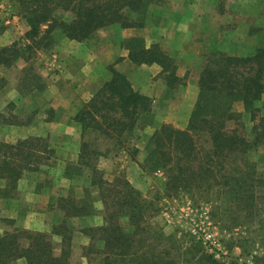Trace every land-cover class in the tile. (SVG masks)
<instances>
[{"label": "rangeland", "instance_id": "obj_1", "mask_svg": "<svg viewBox=\"0 0 264 264\" xmlns=\"http://www.w3.org/2000/svg\"><path fill=\"white\" fill-rule=\"evenodd\" d=\"M22 1L0 0V48L7 47L6 56L13 59L10 65H0V81L3 86L11 84L16 87L24 97L22 102H12L0 113V237L15 238L20 247H27L32 241L30 236L44 232L48 235L54 255H63L64 251L58 264H105V236L97 228L111 219L126 231L134 229L125 210H119L125 193L123 185L128 182L144 201L143 217L139 221L143 229L137 235L144 242L142 247L138 244L134 249H141L148 260L156 264H264V185L260 183V187L258 185L256 188L259 198L253 208H250L251 203H237L225 191L227 175L232 172L237 174L241 168L249 170L248 173L252 172L254 178L263 176L262 148L250 153L249 161L256 165L247 168L241 163L242 160L215 155L209 134L198 132L195 135L196 149L191 163L193 179L181 180L177 188L172 183L165 185L168 180L166 172L143 170L140 165L146 156L145 145L152 132L150 126H147L148 131L138 127L130 131L128 123L131 117L128 112L122 107L111 109L119 99L109 90L114 79L122 83V90L127 94V86L123 85L120 76L115 75L118 71L113 68L111 79L100 92L83 99L77 112V117H81L85 125L80 157H71V160L64 158L62 151L56 147L62 143V140L56 139L57 134L64 139L60 131L63 126L54 130L56 140L21 136L15 142L7 139L16 137L17 133L11 128L5 130L4 124L27 125L35 119L47 120L61 115L64 109L61 107L62 111H56L50 102L57 104L59 86L64 85L62 66L53 55L58 49L59 40L67 36L58 26L45 35L43 30L46 25L42 26L39 33L30 34L28 11ZM171 1L152 3L139 25L147 27L148 33L155 29L157 33L162 30L163 37L170 40L177 32V28H174L176 23L191 20L188 37L208 43L192 58V67H188L183 78L166 80L170 90L175 93L172 107L169 102L166 106H156L151 99L146 102L151 114H143L146 117L142 122L149 120L151 123L148 125H159L166 119H178L180 122L186 119L188 107L186 104L180 105L176 98L181 95L187 81L196 83L199 93L200 74L208 60L222 54L253 55L258 48L264 47V0H177L171 6L178 8L174 14L175 20H170L171 13L166 11ZM199 4L208 9L200 21H193L194 14L188 9ZM53 14L58 20H69L71 17V13L60 6L54 8ZM111 25L124 27L113 23L99 29H109ZM94 32L88 38L78 41L90 40ZM127 40L125 43L129 49L137 45L134 56L139 61L144 58L145 50L157 49L167 54L175 64L171 50L181 48L171 41L156 43L155 48L152 47L154 45L146 48L148 41L141 36ZM86 47L87 54L93 53V45L87 43ZM189 56L193 55L189 53ZM23 61L27 64L23 65ZM12 65L15 67L9 72ZM159 65L164 76L172 70V64L166 70ZM92 79L94 77L90 76V80L83 86L85 90L94 88L89 84ZM48 82L53 86L54 98L44 105H41L45 100L42 95L38 97L40 103L37 99L33 101L31 95L38 96V92H42ZM131 88L136 91L132 84ZM103 99L107 103L97 110L95 105H102ZM123 103V108H126L127 102ZM257 107L258 110L252 115L245 111L241 101L235 102L233 109L237 115L227 122V126L251 137L252 126L264 115V93L257 101ZM115 120L123 123L122 132L114 125ZM167 124L182 129L172 123ZM137 136L144 137L140 139ZM162 149L164 152L169 151L166 147ZM179 155L182 157L183 153ZM179 155L173 156L171 163L178 160ZM186 164L187 161H181V169L188 170ZM208 166L212 169L210 176L204 173ZM17 172H20L19 177L15 175ZM63 172L65 175L60 177ZM72 176L75 180H71ZM184 176L189 177V172ZM86 177L90 178L92 184L84 190L82 186L87 183ZM46 187H50L53 194L49 201L35 199L34 193L42 192ZM62 190L64 196L59 195ZM80 195L83 196L78 197ZM82 206L87 211L85 215H91L90 221L82 222L75 218L81 215H73ZM171 244L176 245L174 249H170ZM211 256L216 262L211 260ZM0 264L30 262L26 257L7 258L0 255Z\"/></svg>", "mask_w": 264, "mask_h": 264}, {"label": "trees", "instance_id": "obj_2", "mask_svg": "<svg viewBox=\"0 0 264 264\" xmlns=\"http://www.w3.org/2000/svg\"><path fill=\"white\" fill-rule=\"evenodd\" d=\"M158 1L160 0H23L22 3L28 11L27 19L31 27L30 34L39 33L42 26L46 25L43 33L48 35L58 26L68 38L84 40L97 29L109 24L119 23L124 27L141 24L140 20L142 16H145L149 6ZM58 6L71 13L69 20H58L54 16V8ZM131 41L137 42V40ZM152 47L155 48V45ZM136 49V44L130 47L131 58L136 63L151 64L156 62L161 64L164 70L172 64V70L166 74V80L176 78V64H173V60L167 54L157 49L145 50L144 58L139 61L134 56ZM6 50L7 47L0 48V65H10L13 61V59L6 56ZM115 75L122 78L123 85L127 86L125 88L127 94L122 90V83L114 79V83L110 84L109 90L113 96L117 95L119 99L111 109L116 110V108L122 107L124 111L128 112L131 117L128 127L131 131L133 127H138L137 122L140 116L150 112L148 103L146 104L150 98L133 90L124 74L116 72ZM2 87L3 83L0 81V89ZM263 93L264 47L258 48L253 55L248 56L223 54L218 57L214 56V58L208 60L201 71L199 93L188 127L178 129L167 123L162 124L159 129L149 136L146 142V156L140 164L142 169L147 171L163 170L168 177L165 185L172 183L175 188L178 187L181 180L189 181V178L193 179L194 172L191 163L196 149L195 135L201 131L209 134L212 143L211 149L215 155L242 160L241 163L246 167L248 166L247 168L250 165H256L254 162L249 161L248 156L252 151L260 148L264 152V115L252 126L251 137L241 134L235 128H229L227 122L237 115L233 109V105L237 101H241L245 111L253 115L258 110L257 101L262 98ZM124 101L127 102L126 108H123ZM101 103L102 105H95L97 110L101 109L107 102L103 99ZM102 117L106 116L102 115ZM113 122L122 132L123 123L120 120ZM117 142L121 143L120 140ZM11 147L15 146L12 145ZM163 147L168 148L169 151L164 152ZM135 152H137V148H135ZM179 153H183V156L181 157ZM176 154L179 155L178 160L171 163L173 156L176 157ZM181 161L188 162L186 164L188 170L181 169ZM210 167L204 169V173L209 176L212 174ZM243 169L237 171V174L232 172L227 175L225 191L237 203H251L250 208H253L258 203L259 198L256 194V188L260 183L264 185V174L254 178L252 172L248 173L249 170L245 171ZM187 172H189V177L184 176ZM15 175L19 177L20 172ZM100 184L102 185V183ZM107 185L112 186L113 184L108 183ZM123 186L125 187V193L124 198L121 199V206L125 205V207L122 208L119 204V210H125L124 213L129 216L134 229L126 231L111 219L110 222L106 219V224L97 228L105 236L103 249L106 254L103 258L105 264H132L133 262L156 264L155 261L148 260L141 249H134L138 244L142 247L144 242L137 236L143 229L139 221L143 217L144 201L141 199L139 192L130 187L128 182H125ZM85 214H87V211L82 206L73 215ZM56 233L61 234L57 231ZM29 238H32L29 246L20 247L17 239L0 237V255L7 258L10 256L15 258L26 257L30 264L60 263L59 259L63 257L64 251H62V256L53 254L47 233L38 232ZM65 238L64 234L63 241H65ZM171 245L172 248L170 247V249H174L176 246L175 244ZM166 253H170V251H166ZM211 260L216 262L212 256Z\"/></svg>", "mask_w": 264, "mask_h": 264}, {"label": "crops", "instance_id": "obj_3", "mask_svg": "<svg viewBox=\"0 0 264 264\" xmlns=\"http://www.w3.org/2000/svg\"><path fill=\"white\" fill-rule=\"evenodd\" d=\"M175 1L177 0H172L170 6L166 10L171 13L170 17H172V19L170 20H175L174 14L178 11L176 6L171 8L172 3H175ZM180 1L184 2V0ZM207 9L208 8L205 6L199 4L190 10L188 9V11L193 12V21H200L203 17L202 14L204 11H207ZM190 21L191 20L188 22L178 21L179 23H176L174 26V28H177V32L173 35V39L170 40H167L165 36L166 40L164 39L162 30L157 33L155 29L154 32L148 33L147 27L144 25L130 27L111 25L109 26V29L106 28L107 30L102 28L94 32V36L87 41H78L68 37L62 38V40H59L60 42L57 45L58 49L53 56H55L56 60H58L62 66L63 76L65 77L63 80L64 85L59 86L57 93L59 99L57 104L51 102L50 104L56 109V111H62L60 108L63 107V112L61 115H55L51 119H35L27 125L4 124L5 130L11 128L17 133L16 137L12 136L7 139L10 142H15L18 137L21 136L49 137L51 140H62V143L57 144L56 147L59 151H62L64 158L67 157V159L71 160V157H80L83 151L81 142L85 125L83 119L77 117V112L83 99L98 93L103 88V85L111 79L112 72H114H111V68L126 75L136 91L150 98L154 104L156 103V106H166L169 102V106L172 107L171 102H173L175 93L170 90L171 88L166 81V75L164 76V73L162 72V67L156 62L152 64L134 63L129 55L130 49L126 46L125 42L128 41L127 39L141 36L145 37L146 41H148L146 48L159 42L167 43L171 41L172 43L177 44L181 48L170 49L172 51L170 54L176 60V78H183L188 67H192L194 61L192 58L201 51L200 48L208 43V41L192 40L188 37V29L191 27ZM87 43L93 45V48L91 49V52L93 53L90 52L91 54H87ZM189 53L193 56H189ZM86 55H88V57H86ZM23 62V65L27 64L26 61ZM14 67L15 65L10 66L8 71L10 72ZM96 70L99 71L95 72ZM90 76L94 77V79L89 81V84H92L94 88L91 87L89 90H85L83 86L86 85L88 80H90ZM52 89V84L48 82L46 87H44V90L38 92V96L31 95L33 101L35 99L38 100V97L42 95L46 101L44 100L41 105L47 104V101L54 98V96H52ZM197 97V84L187 81V83L184 84L181 95L176 98L178 99V102H180V105L186 104L188 107V116L186 119L184 118L182 122L178 119H166L162 121V123L160 122L159 125H148L151 122H149V120L145 123L142 122L146 117V115H142L137 122L138 129L145 128L146 131H148L147 126H150L149 129H151V133H153L157 127L164 123H172L176 127L186 129ZM23 98V95L16 87H12L11 84L4 85L0 89V113L4 111L6 106L10 103L14 102L19 104L22 102ZM38 102L40 103L39 100ZM152 113H154V110ZM59 126H63L60 131L64 136V139L59 138V134H57L55 139L54 130ZM59 129L60 128H58V130ZM143 137L139 138L142 139ZM64 175L65 172H63L60 177H63ZM86 179L87 183L82 186L84 190H87L92 184L89 177H86ZM71 180H75L74 176H72ZM52 195L50 187H46V189H42V192L34 193L33 196L35 199L43 198L49 201ZM59 195L64 196V190H62V194ZM82 196L83 195H80L78 197ZM75 218L82 222L90 221L92 219L91 215H81Z\"/></svg>", "mask_w": 264, "mask_h": 264}]
</instances>
